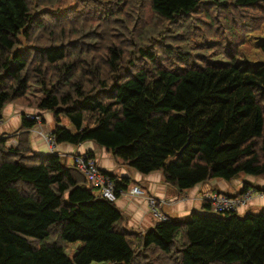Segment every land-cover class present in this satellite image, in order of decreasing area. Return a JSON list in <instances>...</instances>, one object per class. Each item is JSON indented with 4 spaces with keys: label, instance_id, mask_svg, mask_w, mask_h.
Instances as JSON below:
<instances>
[{
    "label": "trees",
    "instance_id": "obj_1",
    "mask_svg": "<svg viewBox=\"0 0 264 264\" xmlns=\"http://www.w3.org/2000/svg\"><path fill=\"white\" fill-rule=\"evenodd\" d=\"M256 7L264 14V0H0V121L40 92V111L0 134V264H264V207L214 213L204 200L186 219L129 229L116 200L29 139L46 111L55 143L93 141L177 190L264 175V60L239 58L246 30L225 45L216 23ZM104 170L119 196L130 177Z\"/></svg>",
    "mask_w": 264,
    "mask_h": 264
},
{
    "label": "crops",
    "instance_id": "obj_2",
    "mask_svg": "<svg viewBox=\"0 0 264 264\" xmlns=\"http://www.w3.org/2000/svg\"><path fill=\"white\" fill-rule=\"evenodd\" d=\"M19 106V104H7L5 106L3 112L7 114L8 117L4 118L0 123V134L14 133L19 129L21 125L20 113L24 112V109H18ZM43 116L45 120L37 123L29 130L31 149L33 152L39 154L52 152L43 133L49 134L52 132L54 127L53 114L48 112V114L45 115L43 112ZM47 116H50V118L47 119ZM89 150L94 153L99 164L107 171H110L112 174H117L118 178L127 175L130 177V181H132V178L134 179L132 183L130 182L128 184L127 189L116 197V204L123 210L127 217L126 226H130L128 228L131 229L142 231L159 220L151 210L148 197H153L156 206L167 216L181 219V217L185 218L193 210H204L205 193L224 192L232 196H241L244 193V184L248 183L247 189H252V192L246 202L238 208L237 212L247 210L256 212L264 207V194L261 193V191L264 190V175L255 176L244 173L231 180L216 177L199 182L185 190H177L168 185L161 170L152 171L147 174L141 173L135 168L120 162V160L105 148L100 147L93 141H88L86 143L82 142L80 144L64 142L56 143L55 145V152L59 153L69 164L72 163L75 153ZM117 167H119V169H117ZM140 181L144 182L146 185L142 186ZM133 185H138L143 190V193H131L130 190ZM250 204L254 206H251L252 208L249 210Z\"/></svg>",
    "mask_w": 264,
    "mask_h": 264
},
{
    "label": "rangeland",
    "instance_id": "obj_3",
    "mask_svg": "<svg viewBox=\"0 0 264 264\" xmlns=\"http://www.w3.org/2000/svg\"><path fill=\"white\" fill-rule=\"evenodd\" d=\"M246 16H250L249 19L245 18V20H243V18L241 17V14H236V13H230L229 15H216L217 18H219V21H216L217 26L219 27V31H222V33L224 34V43L225 45H228V42H230V40H235V38L233 37H241L243 36V31L246 30V36L244 38V40L242 41L241 38H237L239 40V50H238V57L239 58H245V59H251V60H264V53L257 47V38L260 39H264V14H262V12L260 11V9H258L257 7L255 9L251 10V14H246ZM263 16V17H262ZM229 20V22H226V20ZM238 20V22H236V20ZM201 21L204 24H208V22H206L205 20L201 19ZM236 25H239L240 28V36L238 34L239 29L237 28ZM205 31L202 30L200 33V36L197 39H195V41H205L208 42L209 38H207L204 35ZM207 40V41H206ZM245 41V42H244ZM243 42V43H242ZM242 43V44H241ZM195 50L200 51V50H212V46H208L206 49L204 48V46H198ZM40 96V92L37 91L36 87L34 89L31 88L30 91L27 92L26 95V99L24 102V105H20L19 106V110L24 109V112L29 115H34L37 114L40 110H38L35 107V101H37V99ZM13 104V103H12ZM27 110V111H25ZM45 113V115L48 114V112L43 111ZM22 114V113H20ZM8 117L7 114H5L3 112V119ZM41 117H39L40 119ZM50 116H47V119H49ZM43 122V121H40ZM39 123V122H38ZM20 128V127H19ZM6 135V134H3ZM88 141H85L84 143H86ZM95 143V142H94ZM96 144V143H95ZM117 169H119V167H117ZM160 171V170H158ZM244 173H241V175H243ZM134 181V179L132 178V181H130L131 183ZM129 182V183H130ZM140 184L142 186H145L146 184L144 182L140 181ZM251 206H254L253 204L249 205V210L252 208ZM260 206V205H259ZM247 209V208H246ZM245 209V210H246ZM261 210V209H260ZM260 210L256 211L259 212ZM249 212L247 211H243V212H238L239 214H245ZM187 217H185L186 219ZM181 219H184V217H181ZM127 222L124 223V225L126 226ZM129 224V221H128ZM127 227V226H126ZM130 227V226H128ZM131 229V228H129ZM78 244L75 242H70L68 247L66 248V252L69 256H72V254L74 253V251L76 250ZM90 264H114L113 262H109V261H93Z\"/></svg>",
    "mask_w": 264,
    "mask_h": 264
},
{
    "label": "built area",
    "instance_id": "obj_4",
    "mask_svg": "<svg viewBox=\"0 0 264 264\" xmlns=\"http://www.w3.org/2000/svg\"><path fill=\"white\" fill-rule=\"evenodd\" d=\"M3 120V119H2ZM0 121V123L2 122ZM44 134L46 142L50 147V150L55 151V140L51 133ZM9 143H16L15 139H10ZM72 163H74L80 170H82L87 178L96 187L100 196L109 200H116L115 183L113 179L109 177L104 168L99 164L95 156H92L86 152L75 153L73 155ZM131 193L142 194L143 190L138 185H133ZM252 189H246L241 196H232L224 192H207L204 194V200L209 202V210L212 212L220 213L226 210H238V208L246 202L249 198ZM264 194V190L261 191ZM148 201L151 206V210L159 219H165L166 214L156 206L155 199L148 197Z\"/></svg>",
    "mask_w": 264,
    "mask_h": 264
},
{
    "label": "bare ground",
    "instance_id": "obj_5",
    "mask_svg": "<svg viewBox=\"0 0 264 264\" xmlns=\"http://www.w3.org/2000/svg\"><path fill=\"white\" fill-rule=\"evenodd\" d=\"M35 6V5H34ZM34 8V7H33ZM263 17V16H262ZM102 46V45H101Z\"/></svg>",
    "mask_w": 264,
    "mask_h": 264
}]
</instances>
